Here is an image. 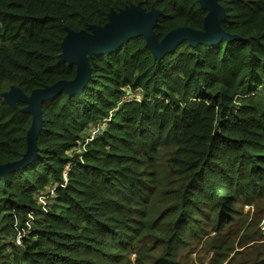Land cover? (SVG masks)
Instances as JSON below:
<instances>
[{
    "label": "trees",
    "instance_id": "1",
    "mask_svg": "<svg viewBox=\"0 0 264 264\" xmlns=\"http://www.w3.org/2000/svg\"><path fill=\"white\" fill-rule=\"evenodd\" d=\"M219 2L233 38L184 39L155 56L137 35L90 56L80 92L42 101L38 153L0 174L2 264H116L142 238L157 189L168 202L154 220L162 229L154 264H182L178 246L209 227L211 245L232 251L222 232L245 205L253 217L241 219L234 258L245 252L244 263L264 264L262 234L251 231L264 219V0ZM138 3L161 11L159 40L204 28L199 0H0V164L23 157L32 123L26 103L2 93L73 79L77 65L60 61L67 28L104 25L112 9ZM161 166L159 177L148 174Z\"/></svg>",
    "mask_w": 264,
    "mask_h": 264
},
{
    "label": "water",
    "instance_id": "2",
    "mask_svg": "<svg viewBox=\"0 0 264 264\" xmlns=\"http://www.w3.org/2000/svg\"><path fill=\"white\" fill-rule=\"evenodd\" d=\"M199 1L201 6L207 9L204 28L178 27L169 31L161 40L158 39L154 31L161 11L154 7L146 10L141 3L132 4L119 11L112 9L108 15L109 20L104 25L91 24L89 30L67 28V33L62 41L60 61L77 65L75 77L70 80L61 79L51 85L36 88L30 94H26L16 85L2 93L12 105H16L19 101L26 103L22 110L32 114V123L27 132V151L19 160L0 164V174L5 175L11 170L21 168L34 159L38 153L37 136L43 124L42 101L61 91L80 92L91 78L92 67L89 57L93 54L115 50L128 39L137 35L145 37L146 45L155 56H161L170 51L184 39L188 40L190 44L196 45L199 42L216 43L223 38H233L222 27L221 21L226 16V10L219 0Z\"/></svg>",
    "mask_w": 264,
    "mask_h": 264
},
{
    "label": "rangeland",
    "instance_id": "3",
    "mask_svg": "<svg viewBox=\"0 0 264 264\" xmlns=\"http://www.w3.org/2000/svg\"><path fill=\"white\" fill-rule=\"evenodd\" d=\"M163 170V166L157 167L155 172L148 173L149 175H153L154 177H159L160 173ZM172 181L165 180L164 184L169 185ZM158 194L154 197L153 201L150 205L147 206V214L145 216L146 226L144 232L142 234V238L139 243L133 247L130 245L126 250H123V257L116 264H154L155 256H158L161 252L162 243L159 239H156L154 235L160 236L162 229L160 225H156L154 220L158 217L159 211L163 208L168 199L166 196L161 195L160 189H157ZM46 198L42 196V200ZM251 208V209H250ZM254 207L252 205H245L243 208V212L237 216V221L239 223L237 225L232 226V224L227 225L224 231L222 232L223 240L230 239L231 241L235 240L232 244H234V249L232 251H227L225 249H220L217 251L212 245L213 237L216 236V232L212 231L210 227L208 228V233H204L203 237L198 238L195 236L188 235V243H182L178 246L176 250V254L178 259L182 264H241L247 261L246 253H242L237 255L234 258V253L237 250L242 249L243 247L239 246V237L241 233H243V228L240 230L241 219L245 218L247 222L252 220V214ZM255 222L251 226V231L254 232L257 229L256 233L262 234V239L258 240V242L263 243L261 248L264 252V229L261 226L262 220L255 219ZM240 230V233H239ZM250 231V233H251ZM4 235L3 233H1ZM21 236V235H20ZM19 236V237H20ZM18 237V238H19ZM254 242V241H253ZM251 242V243H253ZM9 250V248H7ZM264 258V254L262 255ZM2 258H0V264H2ZM99 262L101 264H110L104 258H100ZM248 264V263H244Z\"/></svg>",
    "mask_w": 264,
    "mask_h": 264
},
{
    "label": "built area",
    "instance_id": "4",
    "mask_svg": "<svg viewBox=\"0 0 264 264\" xmlns=\"http://www.w3.org/2000/svg\"><path fill=\"white\" fill-rule=\"evenodd\" d=\"M96 132H98V129H94L93 130V134H95ZM261 226L263 227V229H264V221L262 220V222H261Z\"/></svg>",
    "mask_w": 264,
    "mask_h": 264
}]
</instances>
